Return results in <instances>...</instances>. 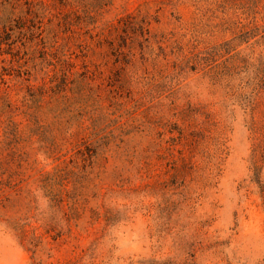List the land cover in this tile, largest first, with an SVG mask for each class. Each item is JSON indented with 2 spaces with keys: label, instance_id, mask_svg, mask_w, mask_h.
Listing matches in <instances>:
<instances>
[{
  "label": "rangeland",
  "instance_id": "obj_1",
  "mask_svg": "<svg viewBox=\"0 0 264 264\" xmlns=\"http://www.w3.org/2000/svg\"><path fill=\"white\" fill-rule=\"evenodd\" d=\"M0 264H264V0H0Z\"/></svg>",
  "mask_w": 264,
  "mask_h": 264
},
{
  "label": "trees",
  "instance_id": "obj_2",
  "mask_svg": "<svg viewBox=\"0 0 264 264\" xmlns=\"http://www.w3.org/2000/svg\"><path fill=\"white\" fill-rule=\"evenodd\" d=\"M3 109H0V111H2Z\"/></svg>",
  "mask_w": 264,
  "mask_h": 264
}]
</instances>
